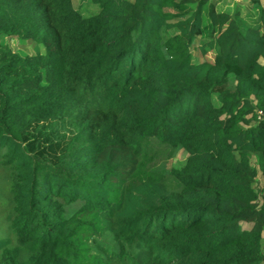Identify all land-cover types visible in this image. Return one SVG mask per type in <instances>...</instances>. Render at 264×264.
I'll list each match as a JSON object with an SVG mask.
<instances>
[{
	"label": "trees",
	"instance_id": "obj_1",
	"mask_svg": "<svg viewBox=\"0 0 264 264\" xmlns=\"http://www.w3.org/2000/svg\"><path fill=\"white\" fill-rule=\"evenodd\" d=\"M220 1L0 0V264H264V3Z\"/></svg>",
	"mask_w": 264,
	"mask_h": 264
},
{
	"label": "rangeland",
	"instance_id": "obj_2",
	"mask_svg": "<svg viewBox=\"0 0 264 264\" xmlns=\"http://www.w3.org/2000/svg\"><path fill=\"white\" fill-rule=\"evenodd\" d=\"M76 7H80L81 5H86L87 0H72ZM264 3V0H262ZM237 6H240L244 9L245 1L243 0H221L217 5L218 10L233 13ZM6 44L11 46V48L19 52L21 54H35L37 52L43 51L42 45L30 40H23L20 38H5L3 40ZM194 59L198 61H203L204 56L201 54L200 50H196L194 53ZM186 159V152L183 149L177 151V153L170 159H164L159 162L156 166H164L167 169L180 167ZM155 165V164H154ZM152 166V165H149ZM9 175V171L7 168L0 166V184L3 182L2 180ZM1 189V187H0ZM1 210V206H0Z\"/></svg>",
	"mask_w": 264,
	"mask_h": 264
}]
</instances>
